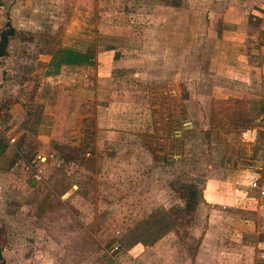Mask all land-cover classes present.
Returning <instances> with one entry per match:
<instances>
[{
    "label": "rangeland",
    "instance_id": "rangeland-1",
    "mask_svg": "<svg viewBox=\"0 0 264 264\" xmlns=\"http://www.w3.org/2000/svg\"><path fill=\"white\" fill-rule=\"evenodd\" d=\"M230 1L0 0V30L6 22L13 30L0 58L2 264H264V196L250 187L257 181L264 191V53L250 52L248 64L243 55L254 75L237 80L247 77L254 95L262 90L257 101L214 100L208 121L194 127L183 101L194 78L216 81L208 61L217 52L233 55L213 38L234 33L224 25L236 14L226 9ZM252 1L250 8L264 14ZM248 5L237 16L264 26V15L251 20ZM65 51L88 53V69L60 70ZM54 82L66 87L56 89L64 102L82 83L79 104L96 109L99 126L114 113L130 120L133 132L92 137L87 121L84 151L77 147L74 160L63 143L41 148L43 179L31 189L36 143L26 140L21 153L7 133L51 109V97L38 93ZM142 138L163 165L151 160ZM90 145L111 150L81 157ZM94 155L104 158L96 161L97 187L90 180Z\"/></svg>",
    "mask_w": 264,
    "mask_h": 264
},
{
    "label": "crops",
    "instance_id": "crops-1",
    "mask_svg": "<svg viewBox=\"0 0 264 264\" xmlns=\"http://www.w3.org/2000/svg\"><path fill=\"white\" fill-rule=\"evenodd\" d=\"M251 2L253 1L252 0H245V1L244 0H238V1L232 0L230 1L229 3L230 6H228L226 9L233 11L236 14H233L231 21H229L228 23L224 22V18H223V22L225 23L224 25L227 28L228 27L232 28L234 33L232 34L230 31V32L224 33L223 35L221 34L219 36L214 34V37H213L214 40H218L220 44L222 42L224 47L230 49L233 52V55H230L228 51L217 52L216 57H213L211 60L208 61V62H211L208 65V71L209 69H211L209 72L212 74V76L215 75L212 78L215 79L216 81L210 83L211 84L210 85L208 83L206 84L202 83L199 78H194L192 80L191 87L190 86L187 87V92H188L186 94L187 101L186 100H183V101L187 103V109L185 110V113L187 114L189 122L192 124L193 127H194V123H197L198 121L199 122L204 121V123L208 121L210 103L214 100L223 99V98L224 99L233 98L235 100H241L242 98H244L246 99L247 104H249V102H252L253 100L257 101L256 99L262 98V90H260L259 92L258 88L256 90L257 93L255 95L253 94V90H252L253 86L250 85V83L248 82L249 79L247 77H246L245 84L237 83V80L238 81L243 80V77L239 78L240 74L250 75V77L254 75V71H253L254 69L250 67L244 68L242 66L243 63L248 64V61L250 60V56H254V54L250 55V52H254L255 49H258L260 52L264 53V30L261 31L264 28V26L262 25L263 22H260L261 26L255 29L256 27L252 28V26L249 25L248 22L245 21L243 23L240 15L237 16V12L241 11V8H245V6ZM257 5L260 6L261 9H264L263 7L264 1L259 0L257 2ZM246 8L248 10H253L250 8V5H248V7ZM226 14L229 16L228 11L226 12ZM263 15L264 14H262L261 12L253 10L251 13V16H253L251 20L255 21L256 20L255 18L261 19ZM220 55H222V57H219ZM243 55H245L244 59H243ZM242 59L244 61L243 63L242 61H240ZM238 66H241V67L238 68ZM65 69L67 71H70L71 73L80 72L82 74L83 69H88V66L84 64H81L80 66L63 64L60 66V70H65ZM224 74H228V76L222 77L221 75H224ZM237 74H238V78L236 79ZM81 84L82 83H76V85L74 86L76 88H72V91L70 92V96L64 97L65 102L63 100L58 99L59 98L58 94L64 93V90L66 89L65 86L58 87L57 82H54L46 86L43 85L39 88L40 93H38L39 94L38 96L48 94V96L51 97V99H48L46 103L47 106L48 105L51 106V109H47L46 111L44 109V111L40 115V118L36 120L35 122L33 120H30L29 126L28 128H26V133H29L36 143L34 145L35 147L34 149L36 150V153H37L35 156L36 159L41 154L40 153L41 148L45 151L49 150V147H48L49 145L51 148L52 146L57 147V145H61V143H63L66 149L67 147H70V148L75 147V149H77L78 147L80 151H84L83 149V147L85 146V143H83L85 139L84 129L87 128L86 126L84 127V125H87V121H93V124H94L92 137H96L97 136L96 134L99 133L100 131L104 136L107 135V138L109 136H113L115 138L117 134H120L122 132L132 134L133 129L128 128V125H127V122H131V121L128 119L123 120L122 116L114 115V113L112 115L108 113L107 118L105 116V119L99 118L103 122L102 124H100L102 126H99V124L97 123L99 120L97 118L98 113L96 112V109H94V111L92 112H89L88 107L86 109H82L84 105L81 103L79 104L80 102L79 99L81 98V96L84 97V95H86V91H81V89L83 88V85L80 86L81 88L77 87ZM251 84L254 85V82H252ZM56 89L59 90L60 93L59 91L57 92ZM196 89L198 90L197 92H196ZM249 96H253V97L249 98ZM66 101L70 103V106L68 108L66 107L67 106ZM107 102L102 103L103 106L107 104ZM98 105L100 104L98 103ZM98 108L99 110H102V107H98ZM104 109H108L107 106ZM63 112L65 113V116H66L64 117L65 126L61 127L60 126L61 122L58 117L61 116ZM150 112H151L150 116H151L152 125L155 126L156 122H155L154 117H156V115L154 113V109L151 106H150ZM132 122L135 124L136 120L132 119ZM76 123L78 125H76ZM73 124L76 125L77 128L75 127L73 131H71V127ZM117 124L119 126L120 124H122L124 130L123 129L115 130L114 128H115V125ZM106 125H108V128L112 126L113 129H107ZM9 130H10L9 131L10 134L9 133L7 134L10 135V137H14L16 139L15 141H17L18 136H20L21 133L23 132L21 128L16 129V127L14 126H12ZM166 134L167 133H165V135ZM181 137H182V134H181ZM72 139H74V141H71ZM142 140H143L144 148L148 151L151 157V160L155 162L157 165H163L164 161L159 162L158 161L159 157L157 156V155H160L161 153H159L158 150L154 149L153 146H147V144L144 141L145 138H142ZM38 141L40 142L38 143ZM94 142H96V139L94 140ZM157 148H160V147H157ZM166 149H168V147ZM91 150H93L94 154H98L97 152H99L100 150L109 151L111 149L105 150V149H101L100 147L90 145L86 148V153L82 154L81 157H83V155H85L86 158L92 157L93 155L88 153V151H91ZM152 154L154 156H152ZM94 157H95V162L93 165V170L96 172H94V175L92 176V178L90 177V180L94 181V185L96 186V184L100 183V179H101L99 178L100 175L97 170L96 161L102 158H100L99 155H94ZM116 157L117 155H115V158ZM178 157L179 156L177 155V158ZM17 162L18 163L16 165L23 167L24 171L31 168L30 165H24L22 161L17 160ZM32 163H34V167L39 166V161L37 163L35 161H32ZM41 176H43V173L41 174ZM42 179L37 182H35L34 179H31L29 181V185L31 189L37 187L42 181ZM103 180L104 179L102 178L101 183H103ZM209 182L211 183V181ZM67 198L69 197L66 196L65 199L67 200ZM62 200L63 199H60V201ZM69 201L71 203L70 199Z\"/></svg>",
    "mask_w": 264,
    "mask_h": 264
},
{
    "label": "trees",
    "instance_id": "trees-1",
    "mask_svg": "<svg viewBox=\"0 0 264 264\" xmlns=\"http://www.w3.org/2000/svg\"><path fill=\"white\" fill-rule=\"evenodd\" d=\"M5 25H6V30H3V29L0 30V58L4 57L6 55L7 41H8V38L13 33V30L9 26V23L6 22ZM65 54L66 55L63 57V59H65L64 63H66V64H72L73 61L78 62V64H84L85 62L89 61V58H90V55L88 53H85L84 55H76L74 53V55H72L71 52L65 51ZM23 127H25V125L20 127L23 130V132L19 136L18 140L15 141V143H14L15 146L19 145V151L21 153H25V151H23V149L25 148L24 144H25L26 140H27V142L30 140H33V142L35 143V140L26 134V131H25L26 128H23ZM27 142H26V144H27ZM57 148L59 149V147H57ZM66 150L71 154L72 159L75 158L76 153H77V150L75 148L67 147ZM1 261H2V256H1V252H0V264H2Z\"/></svg>",
    "mask_w": 264,
    "mask_h": 264
},
{
    "label": "built area",
    "instance_id": "built-area-1",
    "mask_svg": "<svg viewBox=\"0 0 264 264\" xmlns=\"http://www.w3.org/2000/svg\"><path fill=\"white\" fill-rule=\"evenodd\" d=\"M0 132H1V130H0ZM15 138L14 137H10L9 139H8V144H13V143H15ZM42 159V160H41ZM37 158V160L39 161V162H43L44 161V159L43 158ZM42 170H43V166H40L37 170H35V173H34V175H33V179H34V181L35 182H37V181H40L41 179H42V176H41V172H42ZM250 187L252 188V189H254V190H256V192H257V195L258 196H260V197H262V196H264V191H263V189L262 188H260L259 186H258V183H257V181H252L251 183H250Z\"/></svg>",
    "mask_w": 264,
    "mask_h": 264
}]
</instances>
